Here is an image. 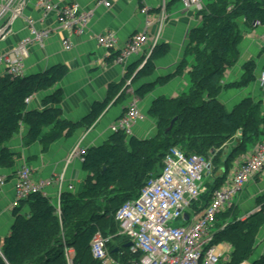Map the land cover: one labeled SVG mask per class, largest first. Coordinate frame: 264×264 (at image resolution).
Segmentation results:
<instances>
[{
  "label": "trees",
  "instance_id": "trees-1",
  "mask_svg": "<svg viewBox=\"0 0 264 264\" xmlns=\"http://www.w3.org/2000/svg\"><path fill=\"white\" fill-rule=\"evenodd\" d=\"M196 15L199 24L189 32L186 52L193 58L189 88L175 99L157 98L151 102L146 115L154 121L156 134L147 139L112 134L107 141L88 148L81 162L85 174L82 188L78 193H61L60 214L56 203L42 194L31 195L16 206L12 211L14 221L3 239L0 264H67L66 247L75 251L72 264H100L92 258L89 247L96 232L109 239L107 248L113 258L123 264L136 259L125 247L128 240L119 234L115 213L126 201L138 197L151 175L160 172L163 157L172 147L186 155L211 159L213 180L207 178L205 192L192 210L197 212L209 205L235 158L264 135L259 101L245 98L229 111L220 100L223 90L246 86L255 79V64L249 61L243 66L241 80L222 85L225 71L239 58L240 25L248 29L264 27V0H204ZM166 52L165 46L156 45L139 70L136 71L137 66L130 67L121 82L109 84L106 98L93 103L90 113L75 124L61 119L57 107L61 102L60 90L42 100V110L27 108V99L54 88L65 77L64 65L28 76H0V168L14 166L16 154L3 146L20 124L27 126L30 143L39 141L44 147L57 142L62 135L70 137L78 129H87L110 102L116 105L124 99L134 81L149 77L155 69L154 62ZM117 54L110 55L109 61ZM185 65L183 60L180 68ZM154 86L155 83H144L134 94L144 98ZM173 118L176 120L171 130L165 133ZM235 137L232 150L225 154L222 146ZM256 206L264 210V196L257 198ZM259 213L241 220L230 206L218 215L214 243L224 242L231 247L221 264H264V254L249 262L263 224Z\"/></svg>",
  "mask_w": 264,
  "mask_h": 264
},
{
  "label": "crops",
  "instance_id": "crops-1",
  "mask_svg": "<svg viewBox=\"0 0 264 264\" xmlns=\"http://www.w3.org/2000/svg\"><path fill=\"white\" fill-rule=\"evenodd\" d=\"M39 1L17 0L13 8L19 10L18 15L11 19L8 13L0 22V31L4 30L0 36V55L9 52L29 35L27 19L33 21L36 30L49 31L41 45L35 42L29 46L28 57L23 63L24 76L44 72L56 65H64L67 68V74L54 88L40 91L29 98L28 109L42 110V100L57 89L62 94L61 102L57 106L61 111V119L73 124L78 123L90 113L93 103L102 102L106 98L109 84L121 82L130 67L137 66L136 71L139 70L149 57L150 43L129 57L124 66L115 65L109 61L106 51L97 44L96 39L100 35L106 33L115 35L117 46L111 52V56L120 51L131 36L145 31L151 39L158 36L157 45L165 46L167 52L154 62L155 69L149 77L134 81L126 90L124 99L116 105L113 101L110 102L100 117L87 129H78L70 137L62 135L57 142L44 147L39 141L30 143L27 138V126L20 124L17 132L3 146L15 153L16 157L13 167L0 168V174L8 177L7 183L0 188V256L3 239L8 235L14 221L12 216V211L16 207L14 179L23 165L31 168L34 180H45L53 174L64 172L65 188L67 184L73 186V191L77 186L81 188L85 177L81 171V162L72 160L66 165V160L75 145L79 143L81 147L90 148L107 141L112 135L108 131L109 125L124 113L131 95H135L136 88L144 83H155V86L150 94L140 98L139 106L145 118L133 126L132 136L140 139L153 137L156 134L155 123L146 115L151 102L157 98L175 99L186 93L190 84L189 72L193 58L186 52L189 32L199 24V18L194 8L184 9L182 1L143 0L149 8L148 17H145L140 13L143 1L118 0L112 7L106 9L102 6L95 7L96 0H48L57 8L76 5L79 13L93 11L87 26L80 32L63 30L57 22L55 10L46 12ZM240 28L242 40L239 44V58L225 71L222 85L241 80L245 73L243 66L249 61L255 64L253 71L255 79L246 86L223 90L220 100L230 111L243 99L251 98L261 103L260 114L264 116V91L259 88L257 82L260 72L264 70V27L248 29L240 25ZM66 39L71 45L69 50L63 46V40ZM183 60L186 65L180 68ZM4 74L5 68L0 65V76ZM48 129H45L44 133H47ZM233 141L222 146L225 154L232 150ZM260 143H264V135L244 153L245 155L241 154L235 158L226 179ZM211 154L214 152L211 151ZM220 172L222 173L223 169ZM210 176L209 172L206 177L212 181ZM73 179L76 180L75 185L72 184ZM46 193L56 202L55 185L47 188ZM262 196L264 170L245 185L233 200L231 207L236 209L239 217L243 218L246 215L248 217L256 208L257 198ZM218 247L222 254L231 248L224 242L219 243Z\"/></svg>",
  "mask_w": 264,
  "mask_h": 264
},
{
  "label": "built area",
  "instance_id": "built-area-1",
  "mask_svg": "<svg viewBox=\"0 0 264 264\" xmlns=\"http://www.w3.org/2000/svg\"><path fill=\"white\" fill-rule=\"evenodd\" d=\"M17 0H0V22L9 13L14 19L19 10L13 8ZM118 0H96L95 7L106 9ZM137 2L143 0H135ZM46 11L55 10L57 22L63 30L82 31L88 24L93 11L78 12L76 5L57 8L48 0L39 1ZM184 9L194 8L200 11L203 0H182ZM165 3L163 2V8ZM149 8L141 5L140 13L148 17ZM29 35L21 40L9 52L0 55V65L5 68V74L10 76L23 75V63L28 57V48L33 43L41 45L49 35L48 30H36L33 21L26 20ZM148 25V21L146 22ZM105 51L106 56L117 46L113 33L100 35L96 39ZM158 36L150 38L146 31L131 36L123 48L113 58L115 65L124 66L132 55L137 54L143 46L150 43V51L155 48ZM66 50L71 48L70 42L63 40ZM258 86L264 91V70L258 77ZM130 85V80L126 81ZM29 99L26 100L28 102ZM140 98L131 95L124 113L113 121L108 131L111 134L132 136L133 126L145 116L140 110ZM88 148L78 143L72 149L66 165L72 160L83 161ZM211 170V160L199 155H186L177 147H172L162 160V169L151 175L142 187L137 198L126 201L115 213V221L119 234L131 243L128 253L136 259L125 264H218L226 260L218 245L214 243L217 231L216 220L219 214L232 205L233 200L241 193L245 185L254 180L264 170V143L254 148L251 154L241 161L234 173L229 176L221 187L214 191L209 205L193 211L192 206L198 202L205 192L203 177ZM8 177L0 174V188L7 183ZM66 184L65 173L53 174L45 180H34L31 168L23 165L14 179L15 205L34 194L47 196V188L55 185L57 188L56 210H59V197L63 191H73L71 184ZM187 214V219L185 218ZM247 216L241 218L245 220ZM177 224L173 227L171 224ZM100 232L93 236L89 247L92 258L100 264H123L109 253L107 243ZM64 256L67 264H72L75 256L73 248L66 247Z\"/></svg>",
  "mask_w": 264,
  "mask_h": 264
},
{
  "label": "rangeland",
  "instance_id": "rangeland-1",
  "mask_svg": "<svg viewBox=\"0 0 264 264\" xmlns=\"http://www.w3.org/2000/svg\"><path fill=\"white\" fill-rule=\"evenodd\" d=\"M234 140V141H233ZM231 141H233L234 143L236 142V139L235 138H233V139H231L230 140V142ZM245 155V154H244ZM244 159V158H243ZM159 173V171L158 172H155L154 174H153V176H156L157 174ZM232 175V174H231ZM203 180H204V183H205V181L207 180V177H203ZM75 182H76V180L75 179H73L72 180V184L73 185H75ZM82 188V187H81ZM81 188L80 187H76V189L73 191L74 193H78V192H80V190H81ZM238 196V195H237ZM260 211V218H262V220H263V224H261L260 225V227H259V229H258V235H257V242H255V250H254V253H253V255H252V257L250 258V261L249 262H251L253 259H256V258H258L261 254H264V210H262L261 211V209H260V207H258V206H256V208H255V210H254V212L252 213V214H254V213H258ZM252 214H249V216L250 215H252ZM247 216V215H246ZM245 217V216H244ZM171 226H173V227H175V226H177V224H171ZM263 233V234H262ZM261 240V241H260ZM260 241V242H259ZM216 245H219V243L218 244H216ZM230 251H231V248H230ZM230 251H228V252H226L225 254H223L224 255V257H227V255L230 253ZM130 255V254H129ZM223 260H220L219 261V263L218 264H221V262H222ZM247 263V262H246Z\"/></svg>",
  "mask_w": 264,
  "mask_h": 264
},
{
  "label": "water",
  "instance_id": "water-1",
  "mask_svg": "<svg viewBox=\"0 0 264 264\" xmlns=\"http://www.w3.org/2000/svg\"><path fill=\"white\" fill-rule=\"evenodd\" d=\"M11 19H12V18H11ZM3 32H4V30H1V31H0V36L3 34ZM175 120H176V118H173V119L171 120L169 127L165 130V133H167V132H169V131L171 130V128H172V126H173ZM187 217H188L187 214H185V218H186V219H187ZM130 246H131V243H127V244L125 245L126 248H129ZM1 256H2V254H1Z\"/></svg>",
  "mask_w": 264,
  "mask_h": 264
},
{
  "label": "bare ground",
  "instance_id": "bare-ground-1",
  "mask_svg": "<svg viewBox=\"0 0 264 264\" xmlns=\"http://www.w3.org/2000/svg\"><path fill=\"white\" fill-rule=\"evenodd\" d=\"M231 214V213H230ZM218 244V243H217Z\"/></svg>",
  "mask_w": 264,
  "mask_h": 264
}]
</instances>
